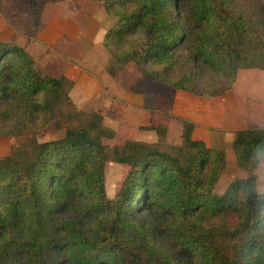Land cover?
<instances>
[{
	"label": "trees",
	"instance_id": "1",
	"mask_svg": "<svg viewBox=\"0 0 264 264\" xmlns=\"http://www.w3.org/2000/svg\"><path fill=\"white\" fill-rule=\"evenodd\" d=\"M33 7L35 30L45 6ZM98 1V0H92ZM113 19L104 36L108 73L136 64L150 80L202 98L234 89L241 69L264 70V0H102ZM75 81L40 71L27 49L0 41V264H264V201L215 186L227 152L183 122L176 154L142 142L110 146L99 112L72 111L63 137L40 128L72 109ZM131 92L138 91L133 87ZM142 92V91H141ZM264 124L235 132L233 161L248 173ZM109 161L130 170L115 197Z\"/></svg>",
	"mask_w": 264,
	"mask_h": 264
},
{
	"label": "rangeland",
	"instance_id": "2",
	"mask_svg": "<svg viewBox=\"0 0 264 264\" xmlns=\"http://www.w3.org/2000/svg\"><path fill=\"white\" fill-rule=\"evenodd\" d=\"M40 1L27 0V10L39 5ZM68 1L72 0L51 1L48 4H59L60 11L67 15L72 10L71 7L76 6ZM97 2L105 10L102 0ZM50 10L47 9V17L53 13ZM90 13L92 15L96 12L91 11ZM105 15L107 18L104 19V24L107 26V21L113 19L106 10ZM83 20L80 28L84 30L87 23L85 19ZM112 26L113 24H110L109 29ZM25 27L22 25L20 29L24 30ZM33 27V34H35V24ZM116 83L117 88L112 87L111 90L104 85L103 96L96 95L86 100H84L85 95L81 89L79 91L73 89L71 91L73 108L59 109L54 121L38 130V139L45 141L63 137L65 126L68 125L70 119L68 116L74 110L82 113L80 116L77 115L76 122L84 118L83 113L99 112L103 116L104 127L115 133L113 138L104 139L106 144L114 146L129 141L142 142L176 154L177 148L183 143V122L189 120L196 124L197 134L200 137L206 138L213 146L227 152V166L215 186L216 194H223L235 179L248 176V173L233 161L232 144L235 132L241 126L264 124V70L241 69L237 83L230 91L233 94H229V100L228 97L222 96L217 99L208 98L210 100H206L207 102L199 99L195 102L193 98H190V94L183 90L176 91L177 96L170 98L167 94L172 92L171 90L147 78L133 63L128 66L127 72L119 76ZM129 87L138 91L131 92ZM233 95L235 96L232 97ZM236 110L241 111L242 120L238 119L241 114L236 115ZM16 143L13 137L0 138V157L8 154ZM129 170L130 166L127 164L116 161L107 163L105 176L110 197H115L120 190Z\"/></svg>",
	"mask_w": 264,
	"mask_h": 264
},
{
	"label": "crops",
	"instance_id": "3",
	"mask_svg": "<svg viewBox=\"0 0 264 264\" xmlns=\"http://www.w3.org/2000/svg\"><path fill=\"white\" fill-rule=\"evenodd\" d=\"M69 3L77 7H71L72 10L67 15L60 11L59 4H47L40 26L33 34V8L27 10V0H0V41L15 42L25 47L35 59L40 71L55 77L67 76L74 80L73 89H81L85 95L84 100L96 95L103 96L104 85L110 90L112 87L117 88L116 79L107 71L112 57L104 46L105 33L114 21L110 19L112 21H107V26L104 24V19L107 18L105 10L97 1L72 0ZM47 9L53 12L51 16L47 17ZM91 11L96 13L91 15ZM83 19L87 23L84 30L80 28ZM22 25H25L26 29H20ZM229 94L233 93L227 92L224 95L228 100ZM189 96L195 102L210 100L192 94ZM227 105L229 107V104ZM235 112L236 115L241 114L238 119L242 120L241 111ZM245 128L248 127L241 126L237 130ZM197 133L195 129L194 136L211 145V141L208 142Z\"/></svg>",
	"mask_w": 264,
	"mask_h": 264
},
{
	"label": "clouds",
	"instance_id": "4",
	"mask_svg": "<svg viewBox=\"0 0 264 264\" xmlns=\"http://www.w3.org/2000/svg\"><path fill=\"white\" fill-rule=\"evenodd\" d=\"M247 199L264 201V144L256 145L248 158V176L240 189Z\"/></svg>",
	"mask_w": 264,
	"mask_h": 264
}]
</instances>
